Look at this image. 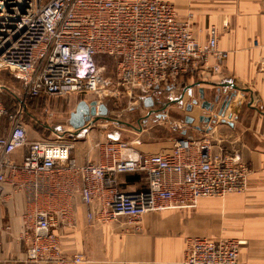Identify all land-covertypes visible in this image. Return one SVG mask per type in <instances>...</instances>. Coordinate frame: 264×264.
Wrapping results in <instances>:
<instances>
[{
    "label": "built area",
    "instance_id": "built-area-1",
    "mask_svg": "<svg viewBox=\"0 0 264 264\" xmlns=\"http://www.w3.org/2000/svg\"><path fill=\"white\" fill-rule=\"evenodd\" d=\"M200 35L192 15L179 18L167 0H0V73L23 89L16 98L0 81V247L7 235L27 263L79 264L84 256L65 255L58 235L73 224L76 197L89 223L124 217L137 224L146 213L193 209L200 198L248 191L249 166L208 133L178 138L153 154L125 140L91 141L96 160L81 163L72 156V130L27 139L28 98L105 92L142 101L204 73L208 55L209 70L218 72L228 54L218 48L215 28L205 44ZM101 56L115 61L114 79L103 77ZM131 173L143 177L144 188L120 189L119 176ZM243 243L188 239L181 264H244Z\"/></svg>",
    "mask_w": 264,
    "mask_h": 264
},
{
    "label": "crops",
    "instance_id": "crops-1",
    "mask_svg": "<svg viewBox=\"0 0 264 264\" xmlns=\"http://www.w3.org/2000/svg\"><path fill=\"white\" fill-rule=\"evenodd\" d=\"M167 1L174 5L179 18L192 14L193 29L202 31L201 43H206L208 31L215 28L218 48L228 56L220 70L212 72L209 67L214 59L208 55L205 62L208 69H204V73L199 71L192 77L179 78L170 89L158 94L172 99L173 105L166 109H182L192 98H198L200 88L208 101L220 86L225 87L220 88L222 92L237 89L236 97L241 101L236 113L230 117L233 100L215 124L198 122V116L203 114L199 105L191 112L184 109L183 122L186 116L193 117L194 122L181 123L184 131L181 138L198 137L204 130L228 149L236 150L251 168L248 191L227 194L223 198H201L193 209L146 213L137 224L129 223L124 217L106 224L89 223L85 218L88 208L76 197L72 202V226L62 227L58 232L61 250L67 256L82 254L84 261L79 264H181L187 239H238L245 241L238 249L241 263L264 264V0ZM189 90L194 97L188 96ZM197 126L201 128L199 131L195 129ZM88 130L83 129L74 137L89 134ZM40 139L43 138L34 136L31 140ZM173 143L158 152L146 153L163 152ZM73 157L84 162L81 152L75 150ZM145 184L140 174L119 176L121 190H138ZM1 241L0 264H31L24 261L23 249L12 237L2 236Z\"/></svg>",
    "mask_w": 264,
    "mask_h": 264
},
{
    "label": "rangeland",
    "instance_id": "rangeland-1",
    "mask_svg": "<svg viewBox=\"0 0 264 264\" xmlns=\"http://www.w3.org/2000/svg\"><path fill=\"white\" fill-rule=\"evenodd\" d=\"M102 65L105 66L102 71L103 77L114 79L115 61L112 58L101 56L100 66ZM0 81L12 90L16 98L22 96L21 83L9 73H0ZM156 96V99L165 105L163 107H153L152 109L155 112L144 108L142 101L137 100V98L130 99L122 93L117 96L102 92L99 95L88 93L41 97L36 100L28 98L25 101L27 109L24 114L27 139L31 140L34 136L53 139V132H59L61 128H69V114L74 111L79 101L84 100L87 103L96 101L98 104L106 106L108 110L107 117L111 120H96L88 130L87 133L89 134L73 137L71 140H75L76 144L72 156L76 150L81 152L84 161L88 157L94 159L95 157L92 156L94 150L88 153V143L108 139L133 142L135 149L141 150V152H158L162 147L168 146L184 134L181 123H185L182 117L185 108L166 109L168 106L173 105L172 99L162 97V93H157ZM202 133H204V130ZM244 244L245 241L242 245Z\"/></svg>",
    "mask_w": 264,
    "mask_h": 264
},
{
    "label": "water",
    "instance_id": "water-1",
    "mask_svg": "<svg viewBox=\"0 0 264 264\" xmlns=\"http://www.w3.org/2000/svg\"><path fill=\"white\" fill-rule=\"evenodd\" d=\"M220 88L225 87H218L217 90L212 94L211 100L209 101L204 99V90L200 88L197 91L198 98H192V100L186 105L185 110L187 112H191L195 106L199 105L200 109L203 111V114L198 116V122L200 124L206 125L215 124L217 117H223L230 103L234 100V106L230 114V117H232L237 111L241 98L236 97L237 89L235 87L231 92H226V90H223L222 92ZM187 94L189 97H194L191 90H189ZM154 101L155 99L153 97L148 96L142 100V104L144 108L153 111L152 108L154 107ZM215 110L216 112H214ZM213 112V115L205 116L206 113ZM107 113L108 110L104 104H98L96 101L87 103L86 101L81 100L76 104L74 111L69 114L68 126L76 133L82 130L87 123H94V121L99 119L110 121L111 119L107 117ZM184 122L185 124L191 125L194 122V118L191 116H186L184 118ZM195 129L199 131L201 128L197 126Z\"/></svg>",
    "mask_w": 264,
    "mask_h": 264
},
{
    "label": "trees",
    "instance_id": "trees-1",
    "mask_svg": "<svg viewBox=\"0 0 264 264\" xmlns=\"http://www.w3.org/2000/svg\"><path fill=\"white\" fill-rule=\"evenodd\" d=\"M39 98H41V97H39ZM29 99H31V100H36V99H38V98H29ZM4 103L6 104V107L7 108H9V109H13V102L12 101H10L9 100V98L8 97H4ZM159 106H164V104H162L161 102H159L158 101V99H156L155 101H154V108H157V107H159ZM161 107V108H162ZM153 111H154V109H153ZM158 111V110H157ZM155 112V111H154Z\"/></svg>",
    "mask_w": 264,
    "mask_h": 264
},
{
    "label": "bare ground",
    "instance_id": "bare-ground-1",
    "mask_svg": "<svg viewBox=\"0 0 264 264\" xmlns=\"http://www.w3.org/2000/svg\"><path fill=\"white\" fill-rule=\"evenodd\" d=\"M189 14H191V13H189ZM192 15V14H191ZM201 34H202V31H201ZM67 130H71L70 129V127L69 128H67ZM90 143V142H89ZM89 143H88V145H89ZM90 146V145H89ZM204 198H223V197H204ZM201 199V198H200ZM199 199V200H200ZM198 202V201H197ZM191 239V238H190ZM188 240V239H187ZM186 243H187V241H186ZM240 248V247H239Z\"/></svg>",
    "mask_w": 264,
    "mask_h": 264
}]
</instances>
